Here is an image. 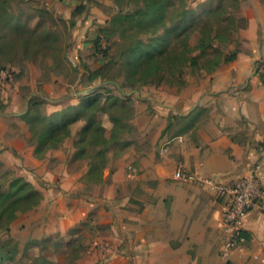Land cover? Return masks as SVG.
<instances>
[{
	"label": "crops",
	"instance_id": "0c3cea01",
	"mask_svg": "<svg viewBox=\"0 0 264 264\" xmlns=\"http://www.w3.org/2000/svg\"><path fill=\"white\" fill-rule=\"evenodd\" d=\"M80 5L85 7V0L73 1L68 16ZM95 12L85 14L75 30L85 51L94 19L108 20ZM241 18L237 35L245 44L234 61L199 81L188 79L180 90L154 87L146 98L138 92L131 120L138 140L110 160L103 181L88 194L81 192L87 161L81 167L73 161L72 138L37 158L22 119L27 108L13 110L16 95L2 93L0 161L43 194L35 209L10 224L7 236L40 242L65 236L91 217L99 226L91 245L99 247L89 255V264H264L262 213L247 214V244L226 261L221 255L224 200L173 178L183 166L230 182L260 163L264 185V76L257 72L258 63L264 64V0H248ZM63 102H51L49 111L59 110ZM174 116L196 122L188 129H167ZM166 144L169 150L163 153Z\"/></svg>",
	"mask_w": 264,
	"mask_h": 264
},
{
	"label": "rangeland",
	"instance_id": "374dc122",
	"mask_svg": "<svg viewBox=\"0 0 264 264\" xmlns=\"http://www.w3.org/2000/svg\"><path fill=\"white\" fill-rule=\"evenodd\" d=\"M73 1L76 0H0V96L4 92L8 97L16 95L17 101L11 107L13 110L26 109L28 98L33 93L41 101L42 112L46 114L55 112L49 111L51 102L66 101L59 110L68 104H76L79 102L80 96L87 94V90H89L88 94L91 92L90 85L102 84V80L99 78L91 79V73L100 67L101 72L106 73L108 78H114L119 83L124 81L125 74L119 64L108 66L105 63L111 59L121 63L119 54L127 44L138 39V36L132 32L126 37L121 34L110 35L109 30L102 31L101 29L109 27V21L113 15L118 12H133L143 4L144 0H85L88 9L78 11L69 17L67 11L72 8ZM163 1L168 5L166 24L170 30L169 34L172 28L171 23L184 18L182 6L193 11L188 15L189 24L178 25L177 22L176 25L179 32L190 31V37L185 39L182 36L179 37L178 34L172 37L171 44V47L181 49L182 44L186 42L193 50L196 48L201 27L206 24L216 26L219 21L216 16L207 18L202 14L203 11L220 5L226 10V17L229 20H237L241 17L242 7L248 3V0H237L235 4L233 0ZM171 3L174 5L169 6ZM95 10L105 14L108 20L103 22V19H96L98 16L94 19L96 21L92 25L94 31L85 40V43L88 44V50L85 51V48L78 46L75 30L78 21L85 14H97ZM6 21H9V25H5ZM164 29L161 28L160 33H164ZM237 33V31L233 33L232 43L223 48L224 53L243 48V41ZM100 38H102V42ZM140 38L145 39L146 37L142 35ZM194 53H199V50H195ZM204 73H206L204 70L188 71L184 76L185 86L189 84L188 79L192 82L199 81ZM170 79L169 74H166L164 82L159 85H140L136 90L126 88L125 91L133 103H136L138 92L139 95L146 98L154 87L166 90L173 88L180 90L185 87L171 84ZM109 87L113 93H118L115 86ZM71 99L78 101H71ZM97 118L105 127H108L106 129L109 131L112 125L109 116L101 114ZM195 122L192 120L188 123L185 117H176L171 120L170 129L173 131L188 129ZM82 125L83 121H80L72 128V135L69 137L72 139L69 142L74 146L77 144L79 138L77 133ZM137 129L131 123V130L124 135V139L129 143L137 141ZM29 143L31 144L30 139ZM116 149L113 147L109 152L110 159L115 158L113 153L115 154ZM73 161H77V166L81 167L88 160L73 159ZM73 163L75 164V162ZM10 171L0 165V183L7 177L14 176L12 171L10 174ZM81 192L88 194L90 188L84 186ZM90 219L91 217L85 222H81L78 225L79 228L69 231L65 236L57 234L40 242L29 240L21 243L11 236H7L5 232H0V240L7 241L9 237L11 238L5 250L12 251L10 254L12 260L4 264H89V255L99 247L91 245L99 226L93 224V220ZM15 243L18 244V249L15 247Z\"/></svg>",
	"mask_w": 264,
	"mask_h": 264
},
{
	"label": "trees",
	"instance_id": "16d2710c",
	"mask_svg": "<svg viewBox=\"0 0 264 264\" xmlns=\"http://www.w3.org/2000/svg\"><path fill=\"white\" fill-rule=\"evenodd\" d=\"M236 2L237 0H233L234 4ZM173 5L174 3H171L169 6ZM84 8L83 5L76 7L73 15ZM181 9L184 18L171 23L170 34L166 24L168 5L163 0H144L133 12H118L111 17L109 27L101 29L109 30L110 35L121 34L126 37L132 32L138 36V39L127 44L119 54L121 63L113 59L105 63L108 66L119 64L125 74L122 83L108 78L106 73L101 72L100 67L91 73V79H101V85H90L91 92L88 94L87 90V94L80 96L78 103L68 104L51 114L43 113L41 101L33 95L34 93L30 95L22 119L30 131V142L37 158L42 159L49 150L62 146L72 135L75 124L83 121L77 133L79 138L73 159L88 160V169L82 182L91 190L94 185L103 181L104 171L111 160V149L117 148L115 154L113 153L116 158L131 144L124 139V135L131 130L135 107L125 91L126 88L136 90L140 85H159L164 82L166 74L171 77V84L183 87L186 85L184 76L188 71L204 70L206 73H212L221 64L237 58L242 48L228 53H224L223 48L232 43L233 33L238 32L242 18L229 20L226 10L220 5L202 12L207 18L216 16L219 21L216 26L206 24L199 30L195 48L199 53H194L195 50L186 42L182 44L181 49L171 47L173 36L179 34V37L185 39L190 37V31L179 32L176 25L177 22L178 25L189 24L188 15L193 11L186 6ZM5 25H9V21H6ZM161 28H165L164 33H160ZM142 35L146 38L141 39ZM244 44L245 41L243 46ZM257 72L264 76V64L258 63ZM109 86H115L118 93H113ZM101 114L109 116L112 123L109 131L97 118ZM170 124L171 121L167 129H170ZM0 165H3L2 162ZM42 199V193L25 178L12 175L7 177L0 183V232H9L10 224L20 214L35 209ZM10 240V237L7 241L0 240V264L12 260V251L5 250ZM15 247L18 249L17 243Z\"/></svg>",
	"mask_w": 264,
	"mask_h": 264
},
{
	"label": "built area",
	"instance_id": "2783aa9c",
	"mask_svg": "<svg viewBox=\"0 0 264 264\" xmlns=\"http://www.w3.org/2000/svg\"><path fill=\"white\" fill-rule=\"evenodd\" d=\"M162 152L169 150L168 145ZM262 165L251 167L248 173L236 180L225 182L204 175L199 169L179 167L173 178L183 184H194L206 189L224 200L221 211V255L229 261L235 252L247 244L244 222L251 211H259L264 215V185L262 181Z\"/></svg>",
	"mask_w": 264,
	"mask_h": 264
}]
</instances>
